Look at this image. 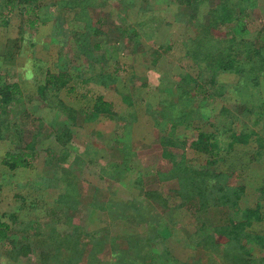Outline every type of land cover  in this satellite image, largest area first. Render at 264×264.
<instances>
[{
  "label": "rangeland",
  "instance_id": "rangeland-1",
  "mask_svg": "<svg viewBox=\"0 0 264 264\" xmlns=\"http://www.w3.org/2000/svg\"><path fill=\"white\" fill-rule=\"evenodd\" d=\"M45 1L37 3L38 11L43 15L52 10ZM169 1L173 2L170 15L174 16V34L179 40L182 38V45H179L181 41H175V56H167L160 61L162 69L168 72L147 73L137 67L135 73L127 71L123 88H120L126 100L134 99L135 104L123 102L124 108L132 109L134 113L143 111V106L138 104L139 98L144 96L147 102L158 101L156 107L148 106L144 113L152 116L150 126H154L155 130L148 143L143 141L147 140V136H142L141 140L131 136L135 130L130 116L126 117L128 119L122 115L119 117V121L123 122L120 136L117 133L119 137L107 138L99 134L92 127V119L97 115L92 113L91 105L93 98L96 100L98 96L91 95L90 99L81 84L74 92L76 96L67 92V103L58 99L59 89L51 84L39 90L30 86L19 88L17 99H9L4 105L5 110L0 108V222L12 228L16 247L23 245L24 228L47 220V224L55 222L54 226L64 235L70 230L72 235H76V231L81 236H97L108 241L113 237L118 248H125L129 236L138 233L146 237L148 227L119 216L121 207L133 209V206L129 207V200L141 207L139 203L144 200L147 190L157 192V196L152 195L149 204L152 214L159 218L156 227L159 236L150 241V247L156 248L154 252L157 254L149 256L146 252L148 264H167L163 249L183 263L198 260L199 264H227L222 257L224 237L213 233L221 245L217 252L205 243L207 234L212 233V228L226 225L230 218L241 220L245 209H254L258 205L262 206L263 219L252 222L247 229L264 233V73L258 75L255 84H248L243 94L236 93L234 86L238 77L230 72L217 76V81L226 84L219 95L203 93L205 97L202 99V92L196 94L193 86L189 94L185 92L188 87L183 88L182 94L178 88L180 79L186 73L196 76L198 71L194 59L186 51V45L189 44L190 49L195 45L191 39L199 31L198 24H209L221 4L240 1L243 8H239L238 18L229 29L231 34L249 41L264 39V0H190L186 3L167 0L168 15ZM153 2L159 6L166 3L163 0ZM210 8L217 10L210 13ZM2 10L0 1V12ZM235 10L238 11L237 4ZM179 20L184 21L183 26L178 25ZM2 31V36H5ZM209 32L208 35L217 39H204L205 50L207 46L214 45L222 49L225 44L221 40L229 36L226 28H213ZM183 36H186L185 40ZM183 47L181 56L179 51ZM261 53L264 54V51L261 50ZM5 67V58H0V89L16 81V77L5 75ZM162 76L165 80L162 81L163 89L156 92L153 87L159 84L158 79ZM141 82L149 89L141 86ZM206 86L211 88L212 85ZM215 87L217 85H213L212 89L215 90ZM93 93L97 95L95 91ZM153 116L157 118V124L153 122ZM106 117L109 125L113 123L114 116L106 114ZM136 128L138 130L139 125ZM200 131L212 133L218 140L220 153L214 164L206 163L207 156L190 147V142ZM233 132L248 135V138L245 142L234 141L227 148ZM57 134L62 136L57 137ZM30 142H34L32 150L25 147ZM118 143L122 144V150L126 146L135 151L139 149L141 159H134L128 153L124 156V163L116 166L117 169L107 168V160ZM106 145L110 146V157L104 154L106 148L98 153ZM93 147L98 150L96 154ZM24 149L31 153L27 157L29 165L11 169L3 163L6 152ZM97 154L102 160H94ZM69 156L72 158L69 159ZM184 164L189 166L188 176L196 180L193 182L195 190L197 186H203L204 181L217 180L218 183H227L232 191L242 187L241 195L235 203L217 202L208 204L203 210H196L193 205L196 194H186V188L184 196L177 193L180 188L177 167ZM115 171V177L108 179L109 174ZM11 179L17 182L13 189L9 185ZM133 180L141 183L137 185ZM12 192L16 198L11 200ZM95 197L97 200H93ZM94 201L103 203L104 208L103 205H99L102 208L93 207ZM261 255L259 247H254L252 256L258 260ZM37 261L38 256L33 250L10 258L0 243V264H36ZM46 264L54 263L49 261ZM116 264L126 263L118 261Z\"/></svg>",
  "mask_w": 264,
  "mask_h": 264
},
{
  "label": "crops",
  "instance_id": "crops-1",
  "mask_svg": "<svg viewBox=\"0 0 264 264\" xmlns=\"http://www.w3.org/2000/svg\"><path fill=\"white\" fill-rule=\"evenodd\" d=\"M39 1L41 0H37L35 4L36 17L22 14L18 5L9 15L13 17L7 16L6 25L0 26V58H5V75L16 77L13 83L19 88L30 86L39 90L52 84L54 88L59 89L58 99L64 103L68 101L67 92L72 96L81 84L87 90L90 99L91 95L98 96L109 103L114 112H118L116 115L118 120L114 116L110 125L105 121L106 114L112 115L110 113L101 112L92 119V127L100 132L99 134L107 138L119 137L123 127L119 117L130 116L135 130L131 136L140 140L142 136H147V140L143 141L148 143L155 130L154 126H150L152 116L145 115V111L148 106L156 107L158 101L147 102L143 96L138 101V104L143 106V111L138 112L139 114L134 113L132 109L123 106V102L135 104L134 99L126 100L121 95L120 88H123L124 75L127 71L135 73L137 67L147 73L168 72L167 69H162L163 58L175 56L173 53L175 41H181L179 45L180 43L182 45V38L179 40L174 34L176 30L174 16L170 15L173 11V2L169 1L168 15L167 0H163L166 3L160 6L153 0H46L52 10L49 14L43 15L38 11ZM29 3L21 6H27ZM17 18L20 19L18 22ZM180 24L183 26L184 21L179 20L178 25ZM2 30L5 36H2ZM183 39L185 40L186 36H183ZM183 51L184 47L179 51V55L182 56ZM158 80L159 84L156 83L153 87L156 88V92L157 89L159 91L163 89L162 81H165L163 76ZM141 84L146 90L149 89L145 83ZM94 102L93 98L91 105ZM111 141L116 143L114 138ZM109 145L112 146V143ZM121 145L118 143L116 149L111 151V157L108 145L102 146L99 152L96 148L93 149L96 150V154L106 148L104 154L110 157L107 160L109 161L107 168L110 169L121 166L125 161L124 156L128 153L133 155L134 159L136 157L138 160L141 159L139 149L135 151L134 148L126 146L124 152ZM70 158L72 156H69ZM94 160L102 159L97 154ZM115 174L116 171L109 174L108 179ZM133 182L137 185L141 183L134 180ZM15 184L17 182L14 179L9 180L11 189ZM14 198L16 197L12 192L11 200Z\"/></svg>",
  "mask_w": 264,
  "mask_h": 264
},
{
  "label": "trees",
  "instance_id": "trees-1",
  "mask_svg": "<svg viewBox=\"0 0 264 264\" xmlns=\"http://www.w3.org/2000/svg\"><path fill=\"white\" fill-rule=\"evenodd\" d=\"M0 1H2L4 9V11L2 10L0 12V25H6L7 16H9L18 5H20L18 7H20L22 14L27 16L34 15L36 17L34 10L37 0ZM177 1L186 3L190 0ZM27 2H30L29 5L21 6V4ZM236 4L238 8L237 12L235 10ZM239 8H243L240 1H233L232 4L230 3L229 5L221 4L218 10L216 8H210V13H214V10H217L213 14L215 18L211 20L209 24H198L199 31L196 32L195 38L191 39L193 42L192 44L195 45L192 46L191 49L189 44L186 45L187 55L194 59V64L197 66L198 71L196 76L186 73L184 77L180 79L178 88L181 94L182 91H184V87H188L185 89V92L189 94V90L192 88L191 86H193L196 94L202 92V99L205 97V94L219 95V91L226 87V84L217 81L218 74L222 72H230L237 75L238 81L237 85L234 86L235 91L237 94H243L244 88H246L248 84H255L258 75L264 73V54L261 53V50L264 51V39L256 38L254 41H249L242 37L238 38L236 35H232L229 30L232 23L238 18L240 12ZM221 27L226 28L229 35L226 39L221 40L225 46H223L222 49L216 45L213 47L207 46L208 49L205 50L203 43L204 39L212 38V41L217 39L212 35H208L210 34L209 31L212 32L213 28L220 29ZM218 41L220 42L219 39ZM206 85H217V87L213 90L212 86L210 88ZM203 93L205 94L203 95ZM18 94H20V90L15 83L2 87V89H0V108L2 109L9 99L15 98L16 100ZM3 110H5V107L2 111ZM101 112L110 113L113 116L116 115L109 103L97 97L92 105V113L97 115ZM115 117L117 118V116ZM153 119V122L157 124V118L153 116ZM181 121L183 120L181 119ZM15 126L17 127L18 124H15ZM58 136L60 137L62 135L57 134V137ZM229 138L231 141H229L227 148L230 147L234 141L237 142L238 140L245 142L248 135H240L233 132L230 134ZM25 147L32 150L34 142H30ZM190 147L198 152L204 153L207 156L206 163L208 164H214L220 153L219 143L214 137V134L203 131L198 132L196 139L190 142ZM27 149L17 152H6L3 163L11 169L29 165L27 157L30 156L31 153L28 152ZM188 168L189 166L185 164L177 167V170H179L177 177L180 181V188L177 189V193L180 196L183 195L186 188V194H196L193 204L197 207L195 208L196 210H203L208 204H216L217 202L235 203V200L241 195L242 187H238L232 191L227 183H218L217 180L211 182L204 181L203 186H197L195 190L193 187H196V185L193 182H196V180L188 176ZM219 191L222 192L219 194ZM262 191L264 194V187ZM144 193L145 198L139 203L142 208L138 207V204L136 205L133 200H129L128 202L129 207L133 206V209L129 208V210H127L120 206L122 209L120 210L121 214H119V216L134 221V223H143L148 227V234L146 237L140 236L138 233L137 235L129 236L125 248H118V244L115 243V238L113 237L108 241L97 236H81L80 233L74 231L76 235L80 234L76 236L72 235V233L70 234V230L64 235L63 232L59 231L54 226L55 222L53 224H47V220L41 223L39 222L37 226L30 225L24 228L23 232H25V236L23 237V245L21 247H16L14 244L15 241L12 239L14 236L12 228H9L6 223L0 222V243L6 255L10 258H16L17 255L27 253V251H35L39 261H37L36 264H46L49 261H52L54 264H75L77 262L81 264H116L118 261H121V263L125 262L126 264H148L146 263L147 256L153 255L156 250V248L153 247L152 249L150 247V241L159 236L156 228L159 218L156 214H152V206L149 204L152 195L155 194L154 196H157V192L147 190ZM94 200H97L96 197ZM92 204L93 207L95 206L96 208H102V206L99 205H103V203L97 204L95 201ZM146 207L149 209L147 210ZM261 208L262 206L259 205L254 209L247 208L242 212L241 220L230 218L229 222L223 227L212 228V231H210L212 233L207 234L205 243L209 245L212 251L218 252L221 245L214 238L213 233L223 236L224 243L222 247L224 248L222 257L224 262L227 264H264V233H257L247 229L252 225V222L263 219ZM67 224L68 228H70L69 222H67ZM44 246L47 248L44 249ZM254 247H259L260 253H262L258 260L252 256ZM163 250L165 255H167L164 261L167 264L200 263L198 260L183 263L171 256L166 249ZM146 252H148V255Z\"/></svg>",
  "mask_w": 264,
  "mask_h": 264
}]
</instances>
